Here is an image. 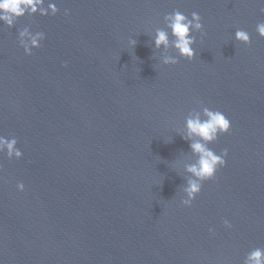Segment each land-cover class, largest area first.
<instances>
[{"label":"water","instance_id":"obj_1","mask_svg":"<svg viewBox=\"0 0 264 264\" xmlns=\"http://www.w3.org/2000/svg\"><path fill=\"white\" fill-rule=\"evenodd\" d=\"M34 3L0 20V140L16 141L11 155L0 145V264H253L264 253V0ZM177 10L201 17L191 60L168 27ZM206 108L231 125L207 143L227 149L211 180L189 171L191 145L205 142L187 121Z\"/></svg>","mask_w":264,"mask_h":264},{"label":"clouds","instance_id":"obj_2","mask_svg":"<svg viewBox=\"0 0 264 264\" xmlns=\"http://www.w3.org/2000/svg\"><path fill=\"white\" fill-rule=\"evenodd\" d=\"M36 3L39 0H35ZM31 8L32 11L36 10L34 0H0V20H3L6 24L11 26L13 20L24 15L25 12ZM264 11V9H261ZM166 19L170 21L168 27L171 29L172 35L176 38L174 46L178 49L181 56L187 57L189 60L193 59L195 56V51L191 47L194 43L190 31L193 27L196 29H201L203 27L200 23L201 17L198 13H191V19L185 16L180 11H175L168 16ZM193 21H196L193 24ZM258 32L261 36H264V24L258 25ZM236 36L239 40L248 43L250 38L248 34L244 31H237ZM133 45L135 41H132ZM33 44L36 41L33 40ZM155 44L157 47L164 45L168 46V33L159 30L156 34ZM165 63L175 64V60H166ZM204 115L207 117L201 120L199 117L195 119H189L187 121V127L190 134H194L201 138V142H196L191 145L194 152L198 153L200 158L198 161V166L194 165L189 168V171L194 173L196 177L201 180H211L215 177L218 169L225 166L224 157L227 155V149L222 152V155H217L213 150L207 147V143L212 142L217 139L220 134H226L230 130V121L226 116L219 110L205 109ZM16 141L8 142L6 140H0V145H5L9 150V155H11L14 150V145ZM16 156L21 155L20 151H16ZM20 191L24 190V185L20 184L18 186ZM200 191V184L196 182H190L187 192L190 199H194L196 194ZM188 204L189 201H184ZM253 264H264V253L260 250H256L251 253L249 258Z\"/></svg>","mask_w":264,"mask_h":264}]
</instances>
